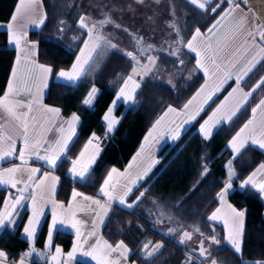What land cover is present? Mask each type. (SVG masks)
Wrapping results in <instances>:
<instances>
[{"label": "trees", "instance_id": "16d2710c", "mask_svg": "<svg viewBox=\"0 0 264 264\" xmlns=\"http://www.w3.org/2000/svg\"><path fill=\"white\" fill-rule=\"evenodd\" d=\"M16 1L0 0V21L9 20ZM78 1L42 0L46 20L39 29L29 32V37L38 44V60L51 64L54 70L66 68L72 63L86 37V31L78 24ZM170 1L175 28L179 29L178 36L183 42L178 45L179 58L169 54L172 50H155V67L141 82V88L137 89L135 103L127 108L124 102L118 104L115 111L122 115L113 132L108 134L109 141L102 147L85 180L75 179L67 173L69 161L91 133L103 129V114L129 76L135 61L124 55L125 51L110 49L104 56L94 55L84 75L75 84L51 78L44 101L60 107L65 115L74 112L80 117L77 134L66 151V158L54 169L60 178L56 192L58 199L67 201L72 189L98 196V188L108 170L127 163L149 126L165 108H181L203 82V74L195 71L196 55L189 52L185 44L196 28L203 33L211 28L229 5L212 0L205 12L188 0ZM217 4L220 7L213 13L210 9ZM241 5L247 6L243 2ZM257 40L261 42L259 38ZM14 59L15 50L7 45V31L0 29V95L7 84ZM181 59L183 64L179 62ZM164 71L177 73L172 84L160 80V74ZM261 77H264V59H260L240 83L245 89H250ZM232 84L233 80L223 83L212 99L203 105L196 119L183 127L180 137L160 149L147 175L139 180L129 195L130 201L134 200V207L129 209L113 204L102 233L112 244L124 241L131 250L129 260L136 264H211L212 260L216 264H254L256 260L264 259V201L254 189L237 187L259 162H264V152L249 143L239 153L228 148L229 141L247 122L252 107L263 97L264 86L256 88L240 111L230 121L220 124L208 140L199 132L200 125L224 101ZM90 85L96 86L98 91L92 104L87 106L83 99ZM229 161L235 175L228 200L236 208L245 210L240 255L225 242L223 226L208 217L218 203L217 192L228 179ZM6 192L5 188H0V206ZM141 192L145 196L136 205L134 202ZM23 218L14 228L6 227L0 232V247L14 258L28 246L27 241L19 235ZM169 229L175 231L169 233ZM184 231L191 233L190 240L194 233L198 235V241L194 245L188 244V239L180 243ZM45 233L46 222L35 240L38 247H42ZM212 236L220 243H213L209 239ZM202 239L207 249L205 256L200 254ZM54 240L66 249L72 235L59 230ZM149 242L163 247L148 256L143 246ZM149 250H152L151 247Z\"/></svg>", "mask_w": 264, "mask_h": 264}, {"label": "snow or ice", "instance_id": "6c2138e0", "mask_svg": "<svg viewBox=\"0 0 264 264\" xmlns=\"http://www.w3.org/2000/svg\"><path fill=\"white\" fill-rule=\"evenodd\" d=\"M138 2H143V0H138ZM189 2L196 6L198 9L208 11L206 4L208 0H189ZM222 3L226 2L229 4V9L225 10L224 15L221 16V20L217 21V24L213 25L212 28L208 29V33H213L214 29L227 18L229 14L237 10L240 11V16L242 17L239 28L243 29L245 27V22L247 21L248 27V37L252 40H255L256 34L258 33L259 39L261 42H264V24L255 25L252 24L248 15L243 12L240 8L241 2L244 4H249L250 0H221ZM220 5L217 4L215 8L210 10L215 13L217 8ZM39 12V0H19L15 11L13 12L10 22L7 24L8 31V42L14 49L17 51L16 65L12 69L11 78L7 85V90L4 95L0 97V109L7 114L12 120L18 123V126L22 129V140L23 147L19 150V159L23 164H27L26 154L28 156H34L36 160L43 161L44 164L50 169L58 168L62 160L66 158V150L68 148L69 142H73V137L76 136V125L80 121V117L73 113L71 118L67 121H64V124H67V136H61L56 140L55 145L49 144L41 135L35 137H30L29 132V120L28 114L33 111V104L39 106V109L45 113L52 115V118L58 117L60 115L59 108L48 107L42 104V93L47 85V80L49 74L53 73V69L50 66L37 63L33 57L35 56V47L34 43L27 41V32L24 30L26 27L25 18L30 16H35ZM32 24L39 27L44 23V17L40 16L39 19H32L30 21ZM63 23V21L61 22ZM111 23V20L106 18L104 21H100V26L104 24ZM79 27L87 29L85 33L86 39L82 41L83 47L79 49V55L76 57V61L72 64L69 70H60L58 73V78H63L69 84H73L78 81L83 73L85 72V65H88L92 60V54L105 46L112 49H116V44H112L110 41L106 40L98 31L96 23H93L91 26L86 22L84 15H81L79 19ZM116 27H120L116 25ZM179 35V29L175 28V25H170ZM63 31V29H60ZM127 31V29H125ZM201 37V32L199 28L195 29V32L192 36V39L187 41L185 47L189 52L196 54V67L198 69H203L204 74L209 76L211 80L215 76V72L209 75V69L205 64L206 52L199 51L194 45V42ZM137 40V48L140 55H134L133 52L123 53L127 57L131 58L136 62L137 65L142 69V72H138L137 67L132 68V74H130L124 81L123 87L120 88L119 92L116 95V98L112 101V106L108 108L107 113L104 115V121L107 122V132L106 137L114 129V126L118 123L115 118L112 116L114 108L119 102H124L126 104L132 102L134 103V94L137 89L141 88V83H138L134 77L140 76L141 80L152 71L156 65V58L153 56H147L146 59L148 64L141 65L139 63L140 58L143 57V53L148 49L153 48V45H145L141 37H134ZM22 41L24 42L22 46ZM174 43L179 45L182 40H175ZM170 47H172L170 45ZM211 46L209 45V48ZM261 53L264 54V47L260 49ZM172 56L179 58L180 48L177 46L169 53ZM24 60L31 64V68L25 73L21 69V60ZM212 64L218 69L219 66L215 65V59L210 58ZM261 59H264V55L261 56ZM180 64H183L184 61L179 60ZM259 63V61H257ZM255 67V64L248 67L243 73L236 77V88L232 89V92L225 97L224 101L217 106L215 111L200 125L199 132L203 135L205 140H208L213 134V128L221 123L222 120L227 119L231 120L237 112L247 103L248 98L252 95L256 88L264 86V77H261L260 81L256 86L248 92H244L240 88V82L247 76L252 69ZM231 77V74L228 73L224 77V81H221L220 84L210 85L208 81L201 87L197 93L183 105L181 110H177L171 106L168 107L167 111L163 116L158 119L152 128L149 130L147 136L144 138V145H142L141 152H138L135 157H133V162L137 160L138 157L145 151V147L149 146L153 140L158 136L163 137L164 132L161 129L162 123L165 121V118L169 114H175V116L185 115L187 119L183 122L186 124L191 120H195L196 116L199 115V112L203 110V105L208 103L212 99V96L215 92L220 90V87L223 82ZM33 81V86L35 87V92L32 91V87L29 86L28 81ZM171 83V81H169ZM211 88V91H208L207 95L203 96V100L200 103V106L193 110V105L201 98L202 94L205 93L206 89ZM97 92L95 87L88 94V98L84 100L85 105H90L92 100ZM20 93H26L30 95V99L27 103L23 101L15 100L14 97ZM26 108L27 111H17V109ZM258 110H261L262 116H264V99H260L255 107L251 109L252 119H249L243 127L236 132L235 136L229 141V146L233 149L235 153H239L241 148H243L247 141H251L253 145H258L260 149H264V120L261 121L260 130L257 132L255 127L256 113ZM2 118V117H0ZM35 117H33V125L35 128ZM174 124L175 121H172ZM183 124L177 125L176 127L168 128L167 130L171 133V139L173 141L177 140L181 135V129ZM60 132H64L63 126L60 128ZM5 141L8 142V146L5 147ZM100 138L95 134L89 139L85 144L84 150H82L79 156L76 159L70 160L69 163L72 167L69 169V174L78 180H85L90 175L92 166L95 164L97 157L100 154L99 148ZM16 140L12 136L7 135L3 132V125L0 124V160H5L6 158L12 157L16 152ZM92 148V153L89 154V148ZM43 153V154H41ZM155 163V161H153ZM231 161H229V173L228 179L224 182L223 188L216 194L219 202L222 205V208H217L215 212L209 217V220H223L225 227L228 229V235L225 237L227 242L232 245L234 250L239 253L241 251L240 241L237 237L241 236L243 233L244 226V216L243 211H238L231 204L227 203V197L230 194L232 189V179L235 173L231 169ZM133 167V163H130L128 169L125 172L121 173L116 168H112L107 178L104 180L101 185L99 192L103 197L107 198L108 202L116 201L121 207H127L129 209L134 207V204L125 203V197L132 192V187L124 185L122 189V194H117V185L120 183V178H127L129 170ZM151 165L144 170L143 174L137 176L136 180L131 181L133 185L137 183V180H142L144 176L147 175L150 170ZM40 168H26L19 165H14L11 168L0 169V185H10L11 188L16 189L19 195L14 198L8 197L5 199L4 206L0 209V228H6L7 225H14L15 220L13 216L19 215V208L24 207L23 201L25 199V193H29L31 196L32 204V215L29 217L27 225L24 227L23 235L28 241H34L37 232V226L40 224V218L44 215L43 209L41 206V201L44 199L41 194L44 191L45 183L50 178L52 181V190H55V184L59 180V177L51 176L50 173L44 172L42 175L38 176L37 173H40ZM207 168H205V173ZM18 185H22L18 187ZM251 186L253 189H256L260 194L264 195V163L253 171L241 184L240 188H245ZM145 193L141 192L136 198V205L144 198ZM82 198L83 201H90L91 205H95L96 209L100 211L96 212V216L100 223L104 222V218L108 215L110 205L105 203L102 204L100 200H93L91 197L84 196L82 193L73 190L72 192V201L69 202L68 207L65 209L63 204H57L55 201H51L53 204L52 212V222L49 226L48 231V241L46 247L52 246V237L53 232L57 230L58 225L64 226L66 223L70 224L72 228L76 229V241L73 244V248L68 252L67 259H64L63 250L60 247L55 248L54 254L50 255L49 264H72L76 261L77 254L81 257L86 258L80 262V264H88V258L95 261V264H125L129 259L131 250L127 247L124 241L118 242L115 246L109 244L106 240H103L102 237H99L96 231L97 221L93 220V230L88 232L86 236L80 231V226L82 221L75 219V212L77 210L83 211L84 206L81 204L77 198ZM223 208L228 209L227 213L223 212ZM56 209H60L63 218L57 214ZM175 230L169 229V233H173ZM199 232V229H196ZM201 235H203L201 233ZM83 236V239L81 237ZM90 237H96L93 243H89ZM185 239H191V233L184 231L183 237L180 240V243H184ZM213 243L219 244V240L215 236L209 238ZM87 245V247H85ZM151 247L152 250H149ZM163 247V245H151V242L145 244L143 249L146 251L148 256H152L155 250ZM35 251V248L32 249V252ZM32 252H25L20 257L19 261L14 262V264H24V258L30 256ZM117 255H113V254ZM207 249L204 247V240L200 241V254L205 256ZM37 255L44 256L45 253H37ZM210 255V254H209ZM8 256L5 252L0 251V264H6ZM211 264H216L215 260L211 261ZM254 264H264V259L256 260Z\"/></svg>", "mask_w": 264, "mask_h": 264}, {"label": "crops", "instance_id": "0c3cea01", "mask_svg": "<svg viewBox=\"0 0 264 264\" xmlns=\"http://www.w3.org/2000/svg\"><path fill=\"white\" fill-rule=\"evenodd\" d=\"M18 3H19V0L16 1L15 7L13 9V12L15 11V8H16ZM229 7L230 6H228L227 9H229ZM240 8L243 10L244 13H246L248 15V17H249V19L251 21V19H253V16L251 15V12L248 10V8H245L241 4H240ZM13 12H12V14H13ZM12 14H11V16H12ZM223 15H224V13H223ZM11 16H10V18H11ZM40 16L44 17V22H45L46 13H45V9H44V5H43L42 0H39V12L35 16H30V17H26L25 18L26 27H25L24 30L27 32V41L30 42V43H34L36 45V47H35V56L33 57V59L39 64H44V65L52 67L51 64L38 60V44H37V41L34 40V39H31L29 37V32L30 31L39 29L44 24L43 23L42 25L37 27L36 25H34V24H32L30 22L32 19H39ZM10 18L7 21H0V29H4V30L7 31V24L10 22ZM241 19H242V17L240 16V11L239 10H237L235 12H232L231 14H229L227 16L226 19H224L214 29L213 33L209 34L208 30L205 33L202 32L203 33L202 40L199 43L197 42V44L194 42V45L197 47V49L199 51H204L205 49H207L206 58H205V64H206V66L209 69V75H211L213 72H215V76L211 80H209V76H206L204 74V70L203 69H198L197 67L195 68V71H200L203 74V77H204L203 82L196 89L197 91L201 89V87L205 84L206 81H208V83L210 85L220 84L221 81H224L225 75L230 73L231 77L229 79H227L226 81L233 80V84H232V87L230 88L229 92L226 95V97H227L228 94L230 92H232V89L237 87V85H236V77L241 75L243 73V71H245L251 65L256 64L257 61H259L261 59V56L264 55L260 51V49L262 47H264V44L257 40L258 36H257V38H255V40H252V39H250L248 37V33H245L243 31H241L242 29L239 28V23H240ZM220 20H221V17L219 18L218 21H220ZM225 20H228L226 25H224L225 27H221L220 28L219 26ZM258 21H260V20H258ZM215 24H217V22ZM246 24H247V21L245 22V25ZM23 44H24V42L22 41V46H23ZM7 45L14 49V47L11 46L9 44V42H8V31H7ZM209 45L211 46L210 48H209ZM16 57H17V51L15 50V59L13 61L12 68H11V71L9 73L7 84L5 86V89H4L3 93L0 95V97H2L4 95V93H5V91L7 90V85H8V82H9L10 78H11L12 69L16 65ZM210 58H214L215 59V65L219 66L218 69L212 64V61H211ZM74 62L75 61L73 60L72 63L66 68H59V69L54 70L53 67H52L53 73L49 74L48 80H47V85L49 84V82H50L52 77L55 80L66 82L63 78H58V73H59L60 70H66V71L69 70ZM139 63H141V61H139ZM88 65H85V71H86ZM134 66H136L137 68L139 67V65H137L136 62L134 64ZM30 68H31V64H29L28 62H26V61H24L22 59L21 60V69L26 73ZM131 71H132V69H131ZM84 73H83V75H84ZM130 74L131 73H129V75ZM82 76H81V78H82ZM135 78H137V77L135 76ZM78 81H76L75 83H77ZM137 81L140 82V83L143 82V80H141V78H137ZM225 82H223V83H225ZM66 83H68V82H66ZM75 83H73V84H75ZM28 84H29L30 87H32V91L35 92L36 89L33 86V81L29 80ZM93 86L94 85H90L89 86V88H88V90H87V92H86V94L84 96L83 103H84L85 98L88 95V92L90 90H92ZM255 86H256V84L253 87H251L250 89H245L240 83V88L243 89L244 92L251 91ZM47 87L45 89H43L42 104L46 105L48 107L59 108L61 110L60 107L48 104V103H46L44 101V96H45ZM95 88H96V86H95ZM197 91L194 92L189 99H191L197 93ZM208 91H211V88L206 89L205 93L202 94L201 98L197 101V103L193 105V110H195L196 108H198L200 106V103L203 100V96L207 95ZM95 96H96V94H95ZM30 98H31L30 95H28L26 93H20L19 95L14 97L15 100L23 101L24 103H27ZM249 99H250V97L248 98V100ZM261 99H264V95H263V97ZM93 100H94V98H93ZM93 100H92V102H93ZM256 104L253 107H255ZM90 105H87V106H90ZM124 106H125V103H124ZM32 107H33V111L28 114L30 137H35L37 135H41L45 140H47V142L49 144L55 145L56 140L59 139L62 135L63 136H67V127L68 126H67V124H64L63 122L69 120L74 112L65 115V114L62 113V111H60V115L58 117L52 118L51 114L41 111L39 109L38 105L33 104ZM168 107L165 108L163 113L149 126V128L146 131V133L144 134L141 142L139 143L137 149L132 154V156L129 158L127 163L123 167L112 166L108 170V172L104 176V178H103V180H102V182H101V184H100V186L98 188V196H91V195L83 193V192H81V191H79L77 189H72L71 192H70L68 200L67 201H62V200H60V199H58L56 197V192H57V188H58V185H59L60 178L55 184V190L54 191L52 190V181H51V179L49 178L46 181L45 187H44V191L41 193L43 195L44 199L40 202L41 206H42V209H43L44 215L40 218V224L37 226V232H36V237H37L38 232H39L42 224L44 222H46V233H45V237H44V241H43L42 247H38L35 244L36 237H35L34 241H28L26 239V237L23 235L24 227L27 225L29 217L32 215V211H31V208H32L31 196H30L29 193H25L24 194L25 195V199L23 201L24 207L19 208V210H18L19 211V215L18 216H15V215L13 216V219L16 221L15 224L14 225H7V227L14 228L15 226L18 225L20 219L22 217H24L23 221L21 223V226H20L19 235L24 240L27 241L28 246H27V248L25 250H23L20 254H18L15 257V262L19 261V259H20V257L22 256L23 253L32 252L33 248H35V251L32 252V254L30 256H27V257L24 258V264H49L50 255L54 254L56 247H60L63 250V253H64V257L63 258L67 259V255L66 254L72 250L73 244L75 243V241L77 239V237H76V229L72 228L70 226V224L66 223L64 226H59L58 225L57 230H55L53 232L52 246L50 248L46 247L47 241H48L49 226L51 225V222H52L53 204L51 203V201H55L57 204H63L64 208L66 209L68 207L69 202L72 201V192H73V190H75L77 192L82 193L84 196L91 197L93 200H100L102 204H105V203L109 204L110 205L109 211H108V215H109L113 204L114 203L118 204V202H116V201L108 202L107 198L103 197L100 194V192H99V189H100L101 185L103 184L104 180L107 178L109 171L112 168H116L119 172L123 173V172H125L126 169H128L129 164L133 163V167L129 170V172L127 174V178H125V177H121L120 178V183H119V185H117V194H122V189H123L124 185H128L129 187H132V191H133L134 188L136 187L137 183L139 182V180H137V183L135 185H133L131 183V181L136 180L138 175L143 174L144 170L146 168H148L149 165L152 166L154 164L153 161H156L157 158H158V153H159L160 149L165 144L170 143L172 141L171 133L167 129L168 128H172V127H176L177 125H180V124H183V122L187 119V116H185V115H180V116L176 117L175 114H169V116L165 118V121L161 125V129L164 132L163 137H159L158 136L155 140H153L149 146L145 147V151L141 154V156L138 157L135 162H133V157H135L138 152H141L142 145H144L145 136H147L149 130L152 128V126L155 124V122L158 119H160L161 116L164 115V113L167 111ZM171 107H173V106H171ZM173 108H175V109H177L179 111V110H181L183 108V106L181 108H176V107H173ZM17 111H27V109L26 108H20V109H17ZM0 117H2V118H0V124L3 125V132L6 133L7 135L12 136V138L16 140V146H15L16 147V152L14 153V155L12 157L6 158L5 160H0V169L11 168L14 165H19L21 167H26V168H40L41 172L37 173L38 176L42 175L44 172H48V173H50V177L51 176L59 177L58 174L55 172V170L48 168L44 164L43 161L36 160V158L34 156L30 157V156H28L26 154V159H27L28 163L26 165L23 164V162L18 158L19 157V150L23 147L22 129L18 126V123L16 121L12 120L10 117H8L7 114L3 112L2 109H0ZM33 117H35V121H34L35 128L32 127V125H33ZM175 117H176V119H178V123L177 124H173V126H171L170 122H171V120L175 119ZM114 118H115L116 121H119L120 114L116 113V116ZM249 119H252V112L250 113V116H249L248 120ZM262 120H264V116H262L261 110H258L257 113H256V119H255V127H256L257 132H259V130H260V124H261ZM102 121L104 122V120H102ZM228 121H230V120H227V119L222 120L221 123L217 124L213 128V132L215 131V129L220 124L228 122ZM104 123L106 125L105 131L107 132V123L106 122H104ZM78 124H79V122H78ZM78 124L76 125V134H77ZM186 124H183V127ZM116 125L114 126V129H115ZM61 126H63V128H64V132L63 133L60 132ZM93 134L96 135V133H91L90 136H88V138L85 140V142L81 146L79 152L71 160L76 159L79 156L80 152L82 150H84L85 144L89 141V139L92 137ZM202 137H203V135H202ZM74 138L75 137H73V139ZM246 143H249L252 146L260 149L258 145H253L251 143V141H247ZM70 144H71V142H69L68 147L70 146ZM7 146H8V142L5 141V147H7ZM228 148L231 151H233V149L229 146V143H228ZM101 149L102 148H100V150ZM260 150L264 152V149H260ZM92 151H93V149L90 147L89 150H88L89 154L92 153ZM41 154H43V153H41ZM262 163H264V162H259L243 178V180L237 186L239 189H242V188H240V184L253 171H255L260 166V164H262ZM71 167H72V165L70 164L68 169H67V173L68 174H69V169ZM21 186L22 185H18V187H21ZM247 187L252 188L251 186H247ZM0 188H5L6 191H7L5 193L4 199H3L2 204L0 206V209H2L3 206H4V202H5L6 198H8V197L14 198L15 196L19 195V193L17 192L16 189L11 188L10 185H0ZM254 190L257 191L256 189H254ZM129 195H130V193H129ZM129 195L127 197H125V203L126 204L133 203V201H134V200L130 201ZM260 195H261V197H262V199L264 201V195H262V194H260ZM77 200H79L81 202V204L84 206V210L83 211L77 210L75 212V219L80 220V221L83 222L82 225L80 226V231L84 234V236H86L88 232L93 230L92 221L96 220L97 221L96 231H97L98 236L102 237L103 240H106L109 244L115 246L117 243L116 244H112L102 233V229H103L104 223H105L108 215L104 218V222L100 223L98 218H97V216H96V212H98L100 210L96 209L95 205H91L90 201H83L82 198H80V197H78ZM227 203L231 204L238 211H243L245 213L244 209L236 208L228 200V197H227ZM217 208H222V205L219 202V200H218L217 205L211 210V215H212L213 212L216 211ZM228 211H229L228 209L223 208V212L224 213H227ZM56 212L60 216V218H63L62 213L60 212V209H56ZM244 220H245V216H244ZM214 222H217V223H219V224H221L223 226V229H224V240L229 246L232 247V245L229 244L227 242V240L225 239V237L228 235V229L225 227L223 220L218 219V220H215ZM3 229L4 228H0V232ZM59 230H61L63 232L71 233V235H72L71 243H70L69 247L66 248V249H64L61 244L56 243L55 240H54V236H55L56 232L59 231ZM243 232H244V226H243ZM81 239H83V236L81 237ZM95 239H96V237H90L89 238V243H93L95 241ZM237 239L240 241L241 251L238 253L240 255L241 252H242L243 233H242L241 236L237 237ZM85 247H87V245H85ZM0 251L5 252L7 254V256H9L8 252L6 250H4L3 248H1V247H0ZM37 253H45L46 255L40 256V255H37ZM113 255L115 256L117 254L114 253ZM84 259H86V258H83L79 254H77L76 261L72 262V264H78L81 261H83ZM6 264H14V263L7 260ZM88 264H95V261H92V260H90V258H88ZM125 264H136V263L128 259L125 262Z\"/></svg>", "mask_w": 264, "mask_h": 264}, {"label": "rangeland", "instance_id": "374dc122", "mask_svg": "<svg viewBox=\"0 0 264 264\" xmlns=\"http://www.w3.org/2000/svg\"><path fill=\"white\" fill-rule=\"evenodd\" d=\"M211 1L212 0H208V3ZM201 2H204V0H201ZM219 2H221V0H219ZM246 8H248V10L251 12V15L253 16V19H251L252 24L255 25L264 24V0H250V3L247 4ZM172 9L173 7L171 5L170 0H143V2H138V0H79L78 1V13H80L79 14L80 17L81 15H84L86 18V22L88 23L89 26H91L93 23H96L99 33L106 40L110 41L112 44H116L117 50H122L125 52L129 50L132 51L134 55L139 56L140 53L137 48V40L134 39V37H141L145 45L150 44L154 46L153 48L148 49L143 53V57L140 58L141 65L148 64L146 57L149 55L156 58L155 50L170 51L173 50L175 46H178L174 43V41L177 39L181 40V37L177 36V32L175 31V29L170 27V25L176 24ZM80 17L78 18V24ZM106 18L110 19L111 23H107L104 24L103 26H100L99 22L104 21ZM227 22L228 20H225L219 27L220 28L225 27L224 25H226ZM116 25H119L120 27H116ZM82 29L87 32V29L84 28ZM125 29H127V31H125ZM241 31L248 33L247 24L245 25V28H243ZM257 36L259 38L258 33L256 34V38ZM202 37H203V33L201 32V37H199L195 41V43L196 44L197 42L199 43L202 40ZM86 38L87 37H85V39ZM170 45L172 47H170ZM81 47H83V43ZM79 49L76 52L74 61H76V57L79 55ZM110 49L112 48L107 46L101 49H97V51L92 54V59L96 54H98L99 56L106 55ZM96 61H99V59H96ZM137 70L138 72H142V69L140 67H138ZM130 73L132 74V71H130ZM176 76H177L176 72L164 71L160 74V80L166 83H169V81H171L172 84L173 79ZM136 77L140 78L139 75ZM145 77L143 78V80L145 79ZM137 78L134 77L136 81ZM121 87H123V84L121 85ZM120 88L117 90V93L119 92ZM117 93L115 94L112 101L116 98ZM135 94H134V103H135ZM87 98L88 95L85 99ZM112 101L109 107L112 106ZM134 103L132 102L128 104L125 103V108H127L130 105H133ZM117 106L113 110L112 113L113 117L116 116L115 110ZM108 108L104 112L103 118L104 115L107 113ZM121 115L122 114H120V117ZM176 117L175 119L171 120L170 122L171 126H173L172 121H175L174 124L178 123V119H176ZM228 173H229V166H228ZM210 216H211V211L209 212L208 217ZM193 235L194 236L192 240L187 241L188 244L190 245L191 244L194 245V242H197L199 239L198 235H196L195 233Z\"/></svg>", "mask_w": 264, "mask_h": 264}, {"label": "built area", "instance_id": "2783aa9c", "mask_svg": "<svg viewBox=\"0 0 264 264\" xmlns=\"http://www.w3.org/2000/svg\"><path fill=\"white\" fill-rule=\"evenodd\" d=\"M101 127L103 128L100 132L96 133V136L100 138V141H99V147L102 148L104 147L108 141H109V135H107L106 137V131H105V123L103 121H101ZM8 261L10 262H15V258L13 255H9L8 256Z\"/></svg>", "mask_w": 264, "mask_h": 264}]
</instances>
